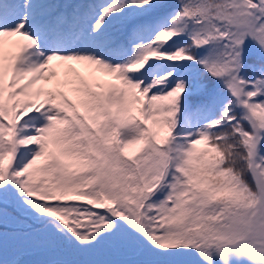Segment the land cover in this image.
<instances>
[{
    "label": "snow or ice",
    "instance_id": "6c2138e0",
    "mask_svg": "<svg viewBox=\"0 0 264 264\" xmlns=\"http://www.w3.org/2000/svg\"><path fill=\"white\" fill-rule=\"evenodd\" d=\"M0 264H264V0H0Z\"/></svg>",
    "mask_w": 264,
    "mask_h": 264
}]
</instances>
